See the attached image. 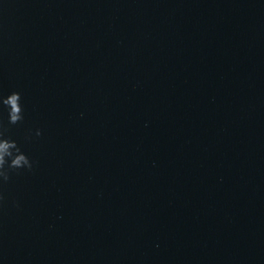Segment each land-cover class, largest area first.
<instances>
[{
	"label": "water",
	"instance_id": "water-1",
	"mask_svg": "<svg viewBox=\"0 0 264 264\" xmlns=\"http://www.w3.org/2000/svg\"><path fill=\"white\" fill-rule=\"evenodd\" d=\"M12 92L0 264H264V0H0Z\"/></svg>",
	"mask_w": 264,
	"mask_h": 264
},
{
	"label": "clouds",
	"instance_id": "clouds-1",
	"mask_svg": "<svg viewBox=\"0 0 264 264\" xmlns=\"http://www.w3.org/2000/svg\"><path fill=\"white\" fill-rule=\"evenodd\" d=\"M21 95L18 92H12L6 98L0 97V104L8 109V122L15 125L23 120V109L21 106ZM0 129H3V123L0 121ZM41 133L37 131L36 135ZM33 162L25 155L16 141L5 138L4 130H0V178L8 181L10 172L20 169L31 170Z\"/></svg>",
	"mask_w": 264,
	"mask_h": 264
}]
</instances>
